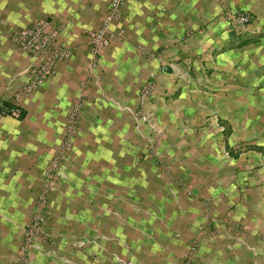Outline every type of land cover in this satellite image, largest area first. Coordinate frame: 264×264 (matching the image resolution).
<instances>
[{
  "label": "crops",
  "instance_id": "1",
  "mask_svg": "<svg viewBox=\"0 0 264 264\" xmlns=\"http://www.w3.org/2000/svg\"><path fill=\"white\" fill-rule=\"evenodd\" d=\"M109 2L0 0V264L23 258L24 230L76 101L78 135L62 167L70 179L56 178L45 211L55 241L36 239L23 264H127L140 255L138 264H151L171 255L178 231L205 245L223 228L217 220L260 240L255 264H264L263 212L224 200L222 178L212 184L243 174L246 157L256 158L251 146L262 145L264 0H123L112 27L121 34L91 68L88 33ZM231 12L251 22L231 24ZM41 19L72 57L17 105L33 60L10 37ZM8 106L19 120L1 115Z\"/></svg>",
  "mask_w": 264,
  "mask_h": 264
},
{
  "label": "rangeland",
  "instance_id": "2",
  "mask_svg": "<svg viewBox=\"0 0 264 264\" xmlns=\"http://www.w3.org/2000/svg\"><path fill=\"white\" fill-rule=\"evenodd\" d=\"M33 64L35 63L33 62L32 65ZM31 66H29L26 71L22 72V75H20V77L24 78L25 74L29 71ZM91 68H93L92 65ZM20 91H18L12 98L14 104L18 105L21 99L25 97L24 95H21ZM6 109V107H3L1 115L7 118L19 120V118H15L10 114H7L5 112ZM71 113L72 111H70L67 117L64 129V137L60 144V154L62 155L64 153V157L58 154L59 157L57 156L52 161L57 162L58 169L51 180H47V174L51 171L52 163L50 164V169L43 175L42 187L33 208V219L34 216L39 213L44 219V221H46L45 211L48 206V196L51 191H53L56 185V178H61L65 181H69L68 179H70L68 172L65 174L66 170L63 171L62 167L64 166L63 163H65V160L69 159L68 156L72 154L74 140L78 135L79 113L77 111L75 136L72 139V143L69 149H66L65 141L67 139L68 121ZM262 116V145L251 146L253 147L252 150H255L257 154L256 158L248 156L243 162L244 166L248 168V170L245 169V171H243V174L237 176L213 177L212 184L215 183L219 185V178H222L221 185L224 187V191L221 193V195L224 196V200L232 201L234 205L238 203L244 205L243 203H247L249 207L248 210L253 211L254 213L263 212L264 216V112L262 113ZM257 147L262 148V150L259 151ZM74 183V181L71 182V184ZM45 187L48 188V192L46 195V203L43 209L38 211L37 202ZM188 194L189 196L194 197L193 193L190 192ZM217 194L219 193H216L215 195ZM260 215L261 214H259V216ZM215 222L219 223V225L222 224L223 228L218 231L213 230V234L205 240V245H200V240L198 241L195 238L191 239L189 238V236H186L187 239L183 238L182 233L178 231L170 235V239L172 240V243H174L170 244L172 246L171 255L166 256V260H164L162 256L157 255L150 257V259L153 261L154 264H255L257 259L255 254V247L257 246L260 240L254 237H248L247 233L240 232V229L238 227L235 229L234 227L229 226L226 221L221 222L217 220ZM44 225H42V230H40L42 231V234L37 235L36 239L41 238L45 241H48V243H53L55 240L51 236V230L47 228L46 225ZM227 234L231 235L228 236ZM23 238L25 242V234H23ZM149 242L154 246L160 243V241H155L152 238ZM138 244H141V242ZM180 244H182L181 247L176 249L177 246H180ZM162 246L163 243L161 242V247ZM135 247H137V244L135 245ZM152 249H155V247H152ZM138 257L140 258L141 255L136 256L134 258L130 257L132 259H127L128 261L126 263L138 264ZM120 261V264H124L123 259H120Z\"/></svg>",
  "mask_w": 264,
  "mask_h": 264
},
{
  "label": "built area",
  "instance_id": "3",
  "mask_svg": "<svg viewBox=\"0 0 264 264\" xmlns=\"http://www.w3.org/2000/svg\"><path fill=\"white\" fill-rule=\"evenodd\" d=\"M123 0H110L107 12L101 21L98 29L88 33V47L89 53L93 59L92 67L97 64L102 51L110 45L112 39L121 34L113 31V25L120 21V5ZM230 23L237 24L242 29H245L251 22L250 15L246 13L231 12ZM57 28L53 27L51 21L41 19L36 21L29 27H23L13 31L10 37L11 42L16 45L25 55L30 57L35 64H33L26 73V82L21 89V95H28L33 90L42 86L47 79L55 73L56 64L59 62L71 59L72 52L70 49L64 47L57 41ZM86 83L82 84L85 87ZM152 87L148 85L140 92V101L143 104L145 100L151 95ZM79 103L76 101L73 105L72 113L68 121V133L65 141L66 149H69L72 139L75 136L76 112L78 111ZM7 114L15 118H20V111L17 107L6 109ZM143 121L146 116H141ZM58 169L57 162H52L51 171L47 174V180H51ZM48 188L45 187L41 193L38 202L37 210L43 209L46 203V195ZM45 221L38 213L34 216L33 222L24 230L25 242L22 248V259L15 260L12 264H23L27 251L32 246L36 236L42 234L41 227Z\"/></svg>",
  "mask_w": 264,
  "mask_h": 264
},
{
  "label": "trees",
  "instance_id": "4",
  "mask_svg": "<svg viewBox=\"0 0 264 264\" xmlns=\"http://www.w3.org/2000/svg\"><path fill=\"white\" fill-rule=\"evenodd\" d=\"M13 107H14V106H11V107L8 106L7 109H11V108H13ZM19 111H20V110H19ZM20 116H21V111H20Z\"/></svg>",
  "mask_w": 264,
  "mask_h": 264
}]
</instances>
